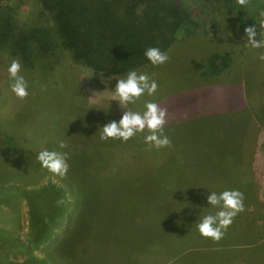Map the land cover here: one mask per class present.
I'll list each match as a JSON object with an SVG mask.
<instances>
[{
    "label": "trees",
    "instance_id": "trees-1",
    "mask_svg": "<svg viewBox=\"0 0 264 264\" xmlns=\"http://www.w3.org/2000/svg\"><path fill=\"white\" fill-rule=\"evenodd\" d=\"M195 5L199 7L197 15L194 14ZM261 10H264V0H247L243 7L237 0H0V59L16 58L22 67L36 74H42L44 73L42 70L47 69L52 73L60 64H68L79 70L88 68L108 76H123L129 69L138 70L151 65L144 56V51L148 47H156L166 52L170 47L176 49L184 46L188 40L192 42L198 37L203 39L200 33L204 32L205 17H209L210 23L216 27L217 16L228 17L232 11H238L241 13L239 22L242 24V33H245V27L254 26L259 34ZM226 38V43L230 45L226 50L222 51L216 42H213L214 45L211 47L201 43L202 52H195L188 63V68L198 74L201 83L217 82L221 79L220 76L235 72L242 75V79L239 77L237 80L239 82L237 87L244 99L242 97L237 105L228 106L227 112L230 115L227 118L226 129L231 136L229 141L231 156H228L232 163L231 177L239 175L243 184L240 190L233 188L243 194V211L233 218L223 237L212 240L209 243L210 247L201 244L203 237L197 231L191 230L190 224L193 221L198 222L194 217L193 221L190 222L188 219L173 229L170 221H167L165 230L162 229L163 239L161 240L156 232L155 237L148 236L146 247L143 243L145 241L143 237L146 238L143 232L133 231L139 225L144 212L138 199L155 198L161 202H175L177 198L183 197L196 199L199 203L192 201L190 207L184 209L186 212L182 213L193 216L199 209L195 207L196 204L200 208L206 206L207 188L222 191L225 184L221 185L220 181L235 184L234 181L224 178L219 180L217 176L220 174L217 171L219 167L222 170L226 167V164L221 162L225 161L221 155L214 156L219 160L215 164L214 159L209 158L210 153L202 151L198 162L204 164L207 169L200 171L193 159H188L181 153L174 156L153 155L145 151L150 148L152 150L153 147L149 148L135 138L126 142L99 140L98 146L90 149L80 147V150H58L67 153L68 170L64 176L66 178L70 176L72 179L70 182L64 181L67 186L70 183L75 184L76 180L86 182L91 179L93 184L98 180L112 182L110 193H102L95 211L88 212L89 216L91 214L99 216L98 228L102 233L98 239L99 244L90 250L82 247L75 253L72 250L67 251L66 246L72 248L79 246L80 242L77 243L75 240L79 239L80 231L67 240V243L70 242L69 245H65V239L61 238L67 228L62 234L52 236L49 233L50 225L55 223L63 211V205L56 201L63 195L61 188L42 186L25 190L17 183L0 184V205L10 206L19 196L27 198L29 213L35 227L28 239L23 242L0 224V264H51L32 254L33 247L47 240H49L47 246L52 253L61 257L66 256L71 261L67 264H75L76 260L79 261L78 264L90 261L93 258L90 252L96 253L97 248L98 264H102L105 262L104 254L108 253V246L104 245L110 244V240H113V237L108 239L112 231H116L117 237L114 241L119 245L112 264L127 260L134 261V264L140 262L166 264L169 259L179 258L192 251L203 252L201 249L204 248H208L210 254L208 257L212 259L215 251L223 244H227L224 239L233 244V237L247 231L252 234L253 241L256 239L258 247L264 245V238L260 240L263 231L258 232V227L254 224L255 217L249 214L252 210H257L258 204L260 205V194L256 187L262 181L260 175L263 174L260 172L259 175L256 165L259 159L257 149L253 150L254 147L251 146L255 140V133L251 130V115L255 116L262 128L264 105L261 104L255 110L256 105L253 106L247 95L244 96V92L249 90L252 78L244 77L245 66L258 68L262 62L258 57L264 54V48L254 54L255 59L254 55L251 57L254 63L250 59L249 49L244 46L245 36L239 35L236 40L231 36ZM41 79L44 80V77ZM35 83L39 84L38 77ZM55 84L56 81L51 80V85ZM235 113L238 115L235 116ZM157 164L161 168H157ZM190 164L195 168L189 167ZM212 168H216L217 172H213ZM262 182L264 186V180ZM75 193L76 211L81 214L77 189ZM249 207L253 209H248ZM167 209L171 211V208L164 210ZM172 209L175 210L177 207ZM262 219L264 222V216ZM68 222H72V217ZM244 224L248 227L244 228ZM77 225L74 224V229L69 231L70 234L77 230ZM79 225L82 227L85 222L81 221ZM260 228L264 229V225ZM175 237L185 240V243L186 240L192 239L195 243L190 246L183 244L180 246L179 254L169 256L170 251L167 247L172 245L171 238ZM50 241L55 243L53 248L50 247ZM58 242L62 244L59 250ZM156 243L161 244L163 249H150L147 245ZM162 253H166L167 256H161ZM93 262H96L95 257Z\"/></svg>",
    "mask_w": 264,
    "mask_h": 264
},
{
    "label": "rangeland",
    "instance_id": "rangeland-1",
    "mask_svg": "<svg viewBox=\"0 0 264 264\" xmlns=\"http://www.w3.org/2000/svg\"><path fill=\"white\" fill-rule=\"evenodd\" d=\"M193 9L194 14L197 15L199 7L195 5ZM239 17H241V13H238V11H232L228 17L219 18L217 16L216 27L210 23L209 17H205L204 32L200 33L203 39L198 37L192 42L188 40L184 46L176 49L170 47L164 52L167 54L168 59L163 64L138 69V71L148 74L150 78L156 81L157 90L152 96L142 95L134 104L129 105L130 110L142 111L144 103L150 101L166 110L163 127L170 143L162 148L153 147L152 150L149 146L150 149L145 150L146 152L153 155L170 154L171 156L181 153L188 159H193L200 171L207 169L204 164L198 162L201 159L200 153L202 151L210 153L209 158L214 159L215 164L219 160L215 159L214 156L221 155V158L225 159L221 162L226 164V167L223 168L224 170L220 167L217 170L220 173L217 175L219 180L224 178L235 182V184H231L228 181H220L221 185L224 186L225 184L223 189L237 188L238 190L243 187V184L239 179V175L236 174L231 177L230 167L232 163L228 158V156H231L229 153L231 151L229 145L231 136L229 130L226 129V122L228 115H230L227 112L228 106L237 105L243 97L241 90L239 91L237 87L239 84L237 80L239 77L242 79V75L235 72L231 75L220 76L221 79L217 82L201 83L198 74L188 68V63L195 52H202L201 43H206L207 46L211 47L214 45L213 42H216L223 51L230 47L226 43V37L231 36L236 40L239 35L245 36V33H242V24L239 22ZM260 51L261 49H249L250 59L254 61L251 57ZM253 57L256 58L255 55ZM14 59L18 60L13 57L0 59V184L17 183L22 185L25 190L42 186L61 188L63 195L56 201L63 205V211L56 218L55 223L50 225L49 233L52 236L62 234L63 230L67 228L61 238L65 239V245H69L70 242L67 243V240L72 236H76V233L80 231L79 239L75 240L77 243L80 242L79 246L75 248L66 246L67 251L72 250L77 253V249H82V247L83 249H93L94 245L99 244L98 239L102 233L101 229L98 228L100 227L97 221L99 216L97 214L89 216L88 212L93 213L95 211L98 206V198L102 193H110L112 182L98 180L96 184H93L91 179L86 182L76 180L75 184L70 183L67 186L64 181H72L70 176L66 178L65 176L52 174L40 166L35 156L41 149L58 151L61 149L58 147V141L61 140L66 144L63 149L80 150V147L84 149L97 147L99 141L98 132H96L97 126L109 120L118 121L121 116L118 101H111V87L115 85L116 80L113 78L106 87L105 83L101 81V77L107 79L108 75L88 68L79 70L77 67H70L68 64H60L52 73H49L48 69L42 70L44 72L42 74H36L34 71L29 72L25 67H22L21 74L28 83V95L20 99L15 97L8 87L7 66ZM67 62H69L68 59ZM245 68L244 77L252 78L249 90L246 93L244 92V96L247 95L246 97L252 101L253 106L256 105L254 108L257 110L261 104L264 105V60L258 68L252 66H245ZM42 69H44V66ZM37 77L39 84L35 83ZM41 77H44V80ZM231 79L235 81L233 82ZM51 80L56 81V84L51 85ZM92 94L93 96L89 97ZM90 99L94 100L91 104L89 103ZM237 115L235 113V116ZM251 117V130L255 133V140L251 146L254 147L253 150L257 149L259 159L256 165L260 170H258L259 175L260 172L263 173L262 176L260 175L263 181L264 142L262 143V141H264V125L261 128L255 116L251 115ZM146 132L147 130H145V133L137 134L133 138L144 143L143 135ZM188 166L195 168L193 164ZM156 167L161 168L159 164ZM178 168L182 169L181 167ZM211 170L217 172L216 168ZM262 181L256 187L260 194V205L258 204L257 210L249 212L251 216L255 217L254 224L258 227V232L263 231L260 240L264 238V229L261 230L260 228L261 225H264L262 219V216H264V186ZM74 189H77L79 196L81 214L76 211V193ZM177 199L175 202H161L155 198L147 200L145 197L142 200L138 199L139 205L144 208V212L139 225L133 231L143 232L146 236V238L143 237L145 247L146 241L149 239L148 236L155 237L156 232L160 235L161 240L163 239L162 229L165 230L167 221H170L173 229L181 226L188 219L190 222L194 220L193 217L197 219V214L191 216L182 215V213L186 212L184 209L190 207L192 201H197V204L199 201L184 197ZM104 201L102 200V202ZM196 205L195 207L199 208L196 212L198 213L201 208ZM29 207L28 199L23 196L17 197L10 206L0 205V224L8 232H13L23 242L28 239L35 228L29 213ZM174 207H177V209L173 210ZM166 208H171V211L168 209L165 211ZM248 209L253 208L249 207ZM71 217L72 222L69 223ZM81 221L85 222L82 227L79 225ZM194 223L196 222L193 221L190 224L191 230L196 232ZM74 224H78L76 226L77 230L70 234L69 231L74 229ZM244 225V228L248 227L247 224ZM111 234L108 239L110 240L113 237V240H110V244L104 245L108 246V253L104 254L105 262L102 264H112L115 251L119 246L114 241L117 237L116 231H112ZM227 237L232 238L231 236ZM211 241L212 239L203 237L201 244L210 247L209 243ZM224 241L227 244L219 247L212 259L208 257L210 256L208 248H204L201 249L203 252L192 251L179 258L169 259L166 264H264V245L258 247L256 239L253 241L252 234L248 231L233 237V244L229 243L227 239H224ZM48 242L49 240L42 241L37 247H33L32 254L51 264L71 262L66 256L61 257L52 253V250L47 246ZM194 243L195 240L192 239L186 240L185 243L183 239L171 238L172 245L167 247L170 251L169 256L179 254L181 252L180 246L183 244L190 246ZM54 244V241H50L51 248ZM147 245L150 249H163L159 243ZM61 246L62 244L58 242L57 249L59 250ZM250 246L256 248L252 249ZM90 253L93 258L95 257L96 262H93L92 258L82 264H98V248L96 253ZM162 255L167 256L166 253H162ZM156 259L153 261L156 262ZM78 262L76 260L75 264H78ZM118 263L134 264V261L127 260V262Z\"/></svg>",
    "mask_w": 264,
    "mask_h": 264
},
{
    "label": "clouds",
    "instance_id": "clouds-1",
    "mask_svg": "<svg viewBox=\"0 0 264 264\" xmlns=\"http://www.w3.org/2000/svg\"><path fill=\"white\" fill-rule=\"evenodd\" d=\"M246 2L247 0H237V3L242 7L246 5ZM259 17L261 27L259 34L254 26H248L244 29V46L249 49L264 48V10L259 12ZM144 56L152 66L161 65L168 59L167 54L156 47L146 48ZM258 58L264 60V54ZM21 72L22 66L18 60H12L7 66L8 87L15 97L23 99L28 95V83ZM113 78H115L116 83L111 87V101H118L121 116L118 121L109 120L97 126L96 132H98L99 140L126 142L147 130L146 134L143 135V141L146 145L155 148L168 146L170 141L165 135L163 127L166 117L165 109L150 101L144 103L142 111L129 109V105L134 104L142 95L152 96L156 92V81L150 78L148 74L136 69H129L122 77L109 76L105 79L102 76L101 81L107 87L108 82ZM92 96L93 94L89 97ZM93 102V99L89 100L90 104ZM58 147L63 149L66 144L62 140L58 141ZM35 159L42 168L54 175L64 176L67 173L66 152L41 149L36 153ZM205 199L206 206L201 207L197 213L198 222L195 224V229L202 237L219 240L237 213L243 211V194L235 189L216 191L207 188Z\"/></svg>",
    "mask_w": 264,
    "mask_h": 264
}]
</instances>
